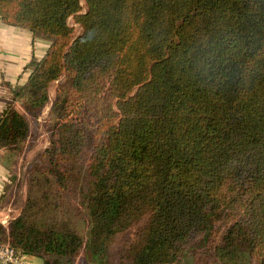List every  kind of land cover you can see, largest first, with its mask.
I'll return each instance as SVG.
<instances>
[{
    "label": "trees",
    "instance_id": "obj_1",
    "mask_svg": "<svg viewBox=\"0 0 264 264\" xmlns=\"http://www.w3.org/2000/svg\"><path fill=\"white\" fill-rule=\"evenodd\" d=\"M69 19L81 27L72 41ZM0 20L52 39L13 101L40 110L65 77L44 160L64 187L90 147L80 199L93 262L146 209L130 264H178L217 236L220 264H264V0H0ZM26 130L7 103L1 144ZM28 225L10 224L11 248L56 258L43 264L81 246Z\"/></svg>",
    "mask_w": 264,
    "mask_h": 264
},
{
    "label": "rangeland",
    "instance_id": "obj_2",
    "mask_svg": "<svg viewBox=\"0 0 264 264\" xmlns=\"http://www.w3.org/2000/svg\"><path fill=\"white\" fill-rule=\"evenodd\" d=\"M68 24L73 29L70 38L72 41L80 35L81 27L72 19L68 20ZM49 40L52 42V39ZM65 85L64 76L52 82L47 88V103L40 110L28 109L24 101L18 100L19 115L27 123V130L24 135L8 137L9 141L5 145L0 142V164L6 172L3 194L0 196V244L13 246L10 224L18 219L33 227L53 224L60 232L63 230L81 241V246L68 259V264H97L91 260L86 246L89 219L80 199L81 191L87 188L86 169L90 147H85L76 159L74 171H66V175H63L64 172L60 174L64 178V187L55 184L57 174H51L50 165L44 160L52 137L54 116L51 109L58 94L63 93ZM136 90L135 88L132 94ZM36 178H44L45 182L39 185L35 182ZM148 224L149 213L146 209L125 219L121 232L116 234L105 255L101 256L105 260L102 264H130L132 255L144 242ZM217 240L218 236L206 246L201 240L190 243L185 247L178 264H220L212 249ZM42 257L44 261L52 263L56 260L52 256Z\"/></svg>",
    "mask_w": 264,
    "mask_h": 264
},
{
    "label": "crops",
    "instance_id": "obj_3",
    "mask_svg": "<svg viewBox=\"0 0 264 264\" xmlns=\"http://www.w3.org/2000/svg\"><path fill=\"white\" fill-rule=\"evenodd\" d=\"M49 39L0 20V116L7 103H12V108L21 115L18 101H13V92L25 85L33 64L44 58L50 47ZM5 179L6 172L0 164V196ZM21 258L22 264H43V260L36 256L22 255Z\"/></svg>",
    "mask_w": 264,
    "mask_h": 264
},
{
    "label": "built area",
    "instance_id": "obj_4",
    "mask_svg": "<svg viewBox=\"0 0 264 264\" xmlns=\"http://www.w3.org/2000/svg\"><path fill=\"white\" fill-rule=\"evenodd\" d=\"M22 255L8 245L0 246V263L2 264H22Z\"/></svg>",
    "mask_w": 264,
    "mask_h": 264
}]
</instances>
